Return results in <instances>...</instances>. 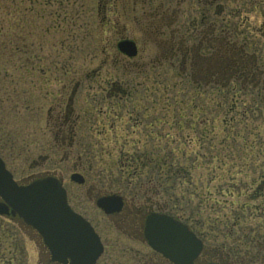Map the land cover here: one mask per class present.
I'll list each match as a JSON object with an SVG mask.
<instances>
[{
  "label": "flooded vegetation",
  "instance_id": "obj_1",
  "mask_svg": "<svg viewBox=\"0 0 264 264\" xmlns=\"http://www.w3.org/2000/svg\"><path fill=\"white\" fill-rule=\"evenodd\" d=\"M236 1L234 6L233 0H97L99 68L76 77L69 71L42 73L35 66L25 71L31 56L24 44L18 51L20 79L32 78L38 89L46 87L49 96L47 140H35V151L27 147L26 174L20 178H14L0 158L19 184L45 177L59 181L67 204L90 223L101 242L102 251L93 264L102 255L106 257L100 264H181L168 255L185 251L184 226L192 236L189 243L201 244L190 264H264L263 166L242 176L236 189L244 192L243 198L231 202L239 208L231 215H211L221 204L218 200L186 202L183 195L235 190L231 185L204 184L213 180L211 173H201L204 179L191 175V170L203 172L198 160L208 158L193 147L207 142L208 149L213 148L210 127L222 106L215 96L231 95L228 121L234 120L241 92L248 91L257 100L255 109L242 104V118L264 106V53L258 40L264 41V0ZM159 65H168L180 79L190 78L193 99L207 90L201 85L208 87V119L207 107L195 102L190 104L191 119L185 117L183 100L178 99L182 106L170 121L167 87H159L160 74L150 70ZM108 66L113 71H101ZM92 83L96 89L92 96L79 92ZM185 122L189 131L183 139ZM185 160L194 167L187 169ZM116 167L118 182H104L101 172ZM174 190L182 192L176 210L170 203L169 192ZM100 200L108 211L98 205ZM190 201L193 214L188 216L183 208ZM207 206L210 214L203 216ZM162 217H171L174 225L163 226L157 220ZM25 228L33 230L39 246L37 264H69L70 260H53L40 234ZM170 228L175 235L171 240L161 238L164 253L148 235L157 236L160 229L167 234Z\"/></svg>",
  "mask_w": 264,
  "mask_h": 264
},
{
  "label": "rangeland",
  "instance_id": "obj_2",
  "mask_svg": "<svg viewBox=\"0 0 264 264\" xmlns=\"http://www.w3.org/2000/svg\"><path fill=\"white\" fill-rule=\"evenodd\" d=\"M233 5H238L236 0H233ZM96 6L97 0H0V156L14 174V178H20L26 174L29 153L27 147L35 151V140L41 142L47 140L44 119L45 109L49 104L46 87L38 89L33 84L32 78L25 81L20 79L19 73L22 71L19 68L18 51L24 44V50L31 56L30 63L24 68L25 71L32 70V66H35L36 70L42 73L69 71L74 74V77L77 76L76 73L97 71L101 36L97 30ZM251 18L253 19L254 16ZM249 28L248 25L246 31ZM247 36V42L250 44L252 40L248 33ZM258 40L263 42L261 51L263 50L264 53V41L261 38ZM150 70L161 76L156 81L157 85L167 87L170 121L176 117L182 106L178 105V99L183 100L185 117L189 115L188 118L191 119L190 104L193 105L195 102L207 107L206 118L208 119L210 97L208 87L200 86L207 90H201L202 94L196 100L193 99L195 91L190 78L180 79L174 76V71L168 65H159ZM101 71H113V69L108 66ZM90 76L93 82H97V77ZM54 83L58 85L57 82L54 81ZM94 87L95 83L88 84L85 86V91L79 92L92 96L96 90ZM49 88L54 89V84H51ZM177 89H182V92L178 94ZM215 99L217 104H222L221 108L215 111L216 123L211 124L210 127L206 121L207 126L213 130L211 135L213 138L210 140L213 148L208 149L206 141L201 147L199 145L193 147L196 153L205 151L208 158L203 159L204 156L198 160L201 168H205L202 169L203 172L191 170V175L195 179H204L201 173H211L213 180L206 179L204 184L214 185L217 188L231 185L235 187V190L229 192L203 190V192L195 191L192 194L184 190L183 195L186 202L190 199H193L192 202L218 200L221 204L215 207L216 213L211 215L227 216L231 215V211L239 209L233 207L231 202L242 201L244 192L236 189L243 183L242 176L249 169L264 167V106L261 107V111L252 110L242 118V114L240 115L243 110L242 104L252 105L255 109L257 100L248 91L243 94L241 92L237 94L238 107L233 113L234 120L228 121L231 116V113L227 111L231 103V95H216ZM209 114L211 115V112ZM183 125L185 127L181 131V136L186 139L189 126L186 122ZM169 131L174 133L175 128L170 126ZM187 146L188 144H185V149L189 147ZM184 163L187 169L192 166L188 165L187 160ZM95 166L97 164L94 161ZM97 170L100 171V167ZM92 175L93 173L91 178H93ZM100 175L104 182L113 184L121 177L117 167L113 170H103ZM169 193L172 195L170 203L176 210L182 192L174 190ZM191 201L187 203L188 205L185 203L183 208L185 215L188 216L193 214ZM205 208L202 209L203 216L210 214L209 207ZM0 217L4 218L2 220L8 228L15 231L13 235L15 239H18L19 252L15 254L12 263L37 264L40 253L36 240L32 238L33 230L22 229L15 221ZM98 222L101 225L104 223L102 219ZM109 231L113 232L111 229ZM104 257L106 256H101L98 264Z\"/></svg>",
  "mask_w": 264,
  "mask_h": 264
},
{
  "label": "water",
  "instance_id": "obj_3",
  "mask_svg": "<svg viewBox=\"0 0 264 264\" xmlns=\"http://www.w3.org/2000/svg\"><path fill=\"white\" fill-rule=\"evenodd\" d=\"M98 205L108 211L103 200ZM0 215L21 219L34 228L43 238L53 260L63 263L70 260L69 264H93L102 251V245L91 225L67 204L65 191L58 180L45 177L28 184H17L1 158ZM157 220L163 226L174 225L170 217ZM183 231L185 251L167 255L181 264H190L200 246L198 242L189 243L192 236L185 226ZM156 235L150 234L148 238H155V247L165 253L161 238L164 239L166 235L171 240L175 233L171 228L167 234L160 229Z\"/></svg>",
  "mask_w": 264,
  "mask_h": 264
},
{
  "label": "trees",
  "instance_id": "obj_4",
  "mask_svg": "<svg viewBox=\"0 0 264 264\" xmlns=\"http://www.w3.org/2000/svg\"><path fill=\"white\" fill-rule=\"evenodd\" d=\"M2 219L0 217V264H13V258L19 252L18 239L13 235L15 231L8 228Z\"/></svg>",
  "mask_w": 264,
  "mask_h": 264
}]
</instances>
